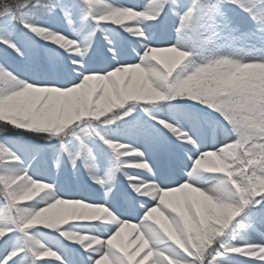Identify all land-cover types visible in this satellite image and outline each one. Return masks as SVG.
I'll list each match as a JSON object with an SVG mask.
<instances>
[{
	"label": "snow or ice",
	"instance_id": "1",
	"mask_svg": "<svg viewBox=\"0 0 264 264\" xmlns=\"http://www.w3.org/2000/svg\"><path fill=\"white\" fill-rule=\"evenodd\" d=\"M0 264H264V0H0Z\"/></svg>",
	"mask_w": 264,
	"mask_h": 264
}]
</instances>
